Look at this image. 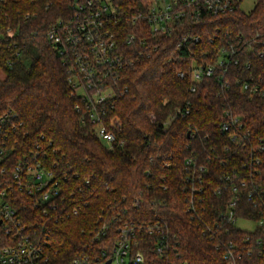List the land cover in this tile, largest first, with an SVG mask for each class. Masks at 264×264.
Returning a JSON list of instances; mask_svg holds the SVG:
<instances>
[{
    "label": "trees",
    "instance_id": "trees-1",
    "mask_svg": "<svg viewBox=\"0 0 264 264\" xmlns=\"http://www.w3.org/2000/svg\"><path fill=\"white\" fill-rule=\"evenodd\" d=\"M71 1L0 0V68L5 72L0 78V119L17 114L6 123V128L16 127L8 135L7 163L13 166L26 155L39 153L46 166L57 163L66 172L68 214L48 222L57 258L69 262L77 253L89 251L100 215L123 212V220L166 224L179 241L185 264H225L215 237L203 230L213 226L219 206L225 207L232 197L224 188L225 172L231 166L243 169L250 154L226 150L230 142L220 130L224 108L243 114L251 140L264 146V97L243 91L238 81L253 77L264 87V56L242 52L245 41L253 39L264 51V0H257L249 12L206 14L200 22L182 24L175 35L162 39L159 51L124 70L120 84L128 90L115 101L121 127L112 148L96 136L93 124L82 120L68 82L69 68L46 36L53 24L72 13ZM140 1L113 0L126 16L135 12ZM183 36L191 39L183 42ZM231 44L243 55L225 76L230 87L220 75L204 78L197 91H191L193 59L214 60ZM244 61L251 63L250 68ZM181 70L187 71L184 77L178 74ZM187 102L192 106L190 114L176 115ZM259 156L260 173L253 180L260 184L263 208L264 150ZM188 158L195 166L208 168L202 183L194 181L200 191L186 182ZM78 206L81 210L74 214ZM240 212L260 217L247 198ZM227 229L228 241L244 237L236 226ZM141 235L149 241L147 234ZM261 261L255 253L246 254L243 263Z\"/></svg>",
    "mask_w": 264,
    "mask_h": 264
},
{
    "label": "built area",
    "instance_id": "built-area-1",
    "mask_svg": "<svg viewBox=\"0 0 264 264\" xmlns=\"http://www.w3.org/2000/svg\"><path fill=\"white\" fill-rule=\"evenodd\" d=\"M242 2L141 0L135 12L126 16L113 0H72V13L53 24L46 36L69 68L68 82L82 120L93 124L96 136L112 148L121 127V121L114 113L115 101L128 90L120 84L123 71L159 51L162 39L175 35L180 25L200 22L206 14L236 11L241 9ZM8 35L13 36L10 29ZM190 39V36L182 37L183 42ZM194 39L197 42L200 37ZM258 42L257 39L245 41L242 52L264 56ZM239 55L243 54L231 44L229 48L223 47L214 60L193 59L189 69L191 91H197L204 78H220V75L225 86L230 87L225 76L231 73L233 65L240 63ZM244 63L250 68L249 61ZM178 74L184 77L187 71L181 70ZM238 81L242 83L243 91L264 97V87L253 77ZM191 111L192 106L187 102L177 108L176 115L186 116ZM10 117L17 118V114L11 113L0 119V264H185L178 251L179 241L175 234L169 233L166 224L153 219L143 222L123 220V212L112 213L109 217L100 215L101 221L96 223L88 243L89 251L77 253L69 262L57 258L58 249L53 244L48 222L68 214L64 203L68 177L57 163L46 166L39 153L26 155L13 166L7 163L10 161L8 135L16 130L15 126L6 128ZM220 130L229 139L227 151L244 150L250 154L243 169L231 166V170L225 172L224 188L232 197L225 207L219 206L213 226L207 225L203 231L215 237L216 248L222 251L225 264H264V207L261 208L259 201L260 184L253 180L260 173L259 153L264 146L254 144L244 115L231 108H224ZM194 162L192 158L186 160V182H192L193 191H200L202 187L194 181L202 183V174L208 168L205 165L197 167ZM220 191L219 188L217 192ZM245 198L260 212V217L240 212ZM191 205L194 209V198ZM79 210L81 206L73 213L77 214ZM239 220L255 225L252 229H243L238 225ZM230 224L244 231L242 239L228 241L224 238V231H228ZM141 234H147L149 241H143ZM98 243L101 245L94 252ZM255 253L262 259L261 263H243L246 254L253 256Z\"/></svg>",
    "mask_w": 264,
    "mask_h": 264
},
{
    "label": "rangeland",
    "instance_id": "rangeland-1",
    "mask_svg": "<svg viewBox=\"0 0 264 264\" xmlns=\"http://www.w3.org/2000/svg\"><path fill=\"white\" fill-rule=\"evenodd\" d=\"M256 5V0H243L241 4V9L245 12H249L254 8ZM5 72L2 68H0V78H4ZM238 225L243 229H252L254 227V223L246 221V220H239Z\"/></svg>",
    "mask_w": 264,
    "mask_h": 264
}]
</instances>
